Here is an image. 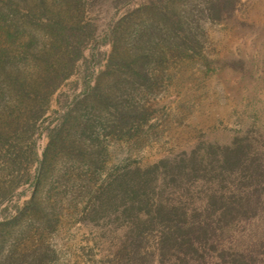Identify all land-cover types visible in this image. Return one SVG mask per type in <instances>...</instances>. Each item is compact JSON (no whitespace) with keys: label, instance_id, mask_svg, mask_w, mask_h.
<instances>
[{"label":"rangeland","instance_id":"rangeland-1","mask_svg":"<svg viewBox=\"0 0 264 264\" xmlns=\"http://www.w3.org/2000/svg\"><path fill=\"white\" fill-rule=\"evenodd\" d=\"M0 264H264V0H0Z\"/></svg>","mask_w":264,"mask_h":264}]
</instances>
